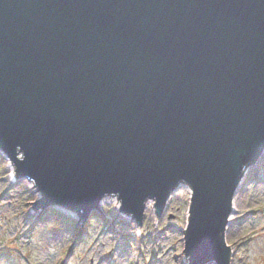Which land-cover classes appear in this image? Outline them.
<instances>
[{
	"label": "water",
	"instance_id": "obj_1",
	"mask_svg": "<svg viewBox=\"0 0 264 264\" xmlns=\"http://www.w3.org/2000/svg\"><path fill=\"white\" fill-rule=\"evenodd\" d=\"M87 223L104 192L195 189L186 255L227 264L239 167L264 155L261 0H0V149ZM85 226H83L84 228Z\"/></svg>",
	"mask_w": 264,
	"mask_h": 264
},
{
	"label": "clouds",
	"instance_id": "obj_2",
	"mask_svg": "<svg viewBox=\"0 0 264 264\" xmlns=\"http://www.w3.org/2000/svg\"><path fill=\"white\" fill-rule=\"evenodd\" d=\"M25 159L20 146L14 159L0 149V193L7 190L9 197L0 201L9 206L0 218V250L11 253L0 257V264H63L61 253L68 247L84 253L76 264H101L109 256L108 264H192L186 255V233L195 189L188 181L176 182L164 197L163 207L159 197L145 196L139 220L135 213L123 210L118 192H104L98 202L99 214H89L84 235L74 246L73 230L80 222L77 212L52 205L27 220L43 193L35 177L18 174L17 165ZM229 203L232 214L219 233L228 251L227 264H264V155L239 167L237 188ZM249 212L254 215L242 224L235 223ZM66 264H73V259Z\"/></svg>",
	"mask_w": 264,
	"mask_h": 264
},
{
	"label": "rangeland",
	"instance_id": "obj_3",
	"mask_svg": "<svg viewBox=\"0 0 264 264\" xmlns=\"http://www.w3.org/2000/svg\"><path fill=\"white\" fill-rule=\"evenodd\" d=\"M0 183H3V181H0ZM8 198L9 197L7 194V190L4 193H0V201H7ZM20 203H21V206H24L23 202H20ZM43 211L44 210L42 208H38L36 210L33 206L32 212L29 213L27 220L31 221L32 217L35 214L41 213ZM7 212H9V206L6 204L0 203V218H2L3 215ZM252 215H254V212H249L242 219L235 221V223L236 224H242L243 222L248 220ZM86 225H87V223H83V221L80 219L79 225L73 230L74 246H75V244H78L80 242L82 236L84 235ZM83 226H85V227L83 228ZM180 227H183V225L181 224ZM239 243H240V241H237V244H239ZM234 246H236V245H234ZM10 255H11V253L7 249L0 250V257H9ZM61 256L63 258V264H66V262L69 258H72L73 264H76V261L80 257L84 256V253L83 252H74L71 247H68L61 253ZM109 261H110V256L106 257L104 259V261L101 262V264H108Z\"/></svg>",
	"mask_w": 264,
	"mask_h": 264
},
{
	"label": "bare ground",
	"instance_id": "obj_4",
	"mask_svg": "<svg viewBox=\"0 0 264 264\" xmlns=\"http://www.w3.org/2000/svg\"><path fill=\"white\" fill-rule=\"evenodd\" d=\"M40 190V189H39ZM42 193H43V191L42 190H40ZM9 199V198H8ZM62 207H64V206H62ZM39 208H42L43 210H44V208L43 207H39ZM65 208V207H64ZM68 209V208H67ZM69 210H71V209H69ZM72 211H74V210H72ZM76 212V211H75ZM78 213V212H77ZM79 214V213H78ZM79 216H80V214H79ZM80 219L83 221V223H86L85 222V220L80 216Z\"/></svg>",
	"mask_w": 264,
	"mask_h": 264
}]
</instances>
